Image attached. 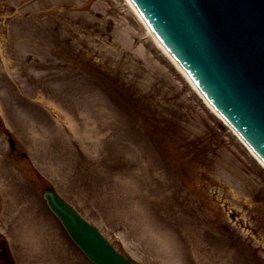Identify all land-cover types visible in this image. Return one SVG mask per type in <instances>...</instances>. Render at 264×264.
I'll return each mask as SVG.
<instances>
[{"label":"rangeland","instance_id":"374dc122","mask_svg":"<svg viewBox=\"0 0 264 264\" xmlns=\"http://www.w3.org/2000/svg\"><path fill=\"white\" fill-rule=\"evenodd\" d=\"M3 186L14 264H91L46 189L135 264H264V168L127 0H0Z\"/></svg>","mask_w":264,"mask_h":264},{"label":"water","instance_id":"95a60500","mask_svg":"<svg viewBox=\"0 0 264 264\" xmlns=\"http://www.w3.org/2000/svg\"><path fill=\"white\" fill-rule=\"evenodd\" d=\"M208 102L264 162V0H131ZM13 148V141H10ZM94 264H133L52 190L43 194ZM0 257L12 264L6 241Z\"/></svg>","mask_w":264,"mask_h":264},{"label":"bare ground","instance_id":"6f19581e","mask_svg":"<svg viewBox=\"0 0 264 264\" xmlns=\"http://www.w3.org/2000/svg\"><path fill=\"white\" fill-rule=\"evenodd\" d=\"M128 4L130 5L131 9L133 12L136 14V16L143 22L142 18L140 15L137 13L135 10L134 6L132 3L127 0ZM144 24V22H143ZM148 35L152 39V41L155 43V45L171 60L173 65L176 66V68L187 77V75L184 73V71L180 68V66L177 64V62L172 58V56L167 52V50L159 43V41L156 39L154 34L150 31V29L144 24ZM188 78V77H187ZM189 82L193 85V83L190 81L188 78ZM194 86V85H193ZM195 87V86H194ZM196 89V87H195ZM197 90V89H196ZM207 106L210 108V110L219 118L221 119L226 125L227 123L206 103ZM228 126V125H227ZM230 128V127H229ZM231 129V128H230ZM232 130V129H231ZM232 132L239 138V140L244 144V142L241 140V138L232 130ZM249 152L254 156V158L261 164V166L264 168V164L254 155V153L249 149ZM2 194H3V206H1L0 209V223L1 224H6L7 220L9 223L14 222L16 225L19 226V228L30 234V235H35L39 231V227H35L34 225H31V220L33 221V216L29 214V212L21 207L18 209V205L20 204L19 198L16 196L15 192L11 188H5L4 186L2 187ZM41 232V231H40ZM42 233V232H41ZM46 231L43 230L42 234H45Z\"/></svg>","mask_w":264,"mask_h":264}]
</instances>
